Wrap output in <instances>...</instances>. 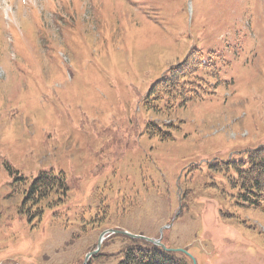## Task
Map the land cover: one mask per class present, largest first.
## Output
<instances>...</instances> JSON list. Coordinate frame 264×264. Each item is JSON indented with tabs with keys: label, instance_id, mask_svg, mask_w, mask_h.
Wrapping results in <instances>:
<instances>
[{
	"label": "rangeland",
	"instance_id": "1",
	"mask_svg": "<svg viewBox=\"0 0 264 264\" xmlns=\"http://www.w3.org/2000/svg\"><path fill=\"white\" fill-rule=\"evenodd\" d=\"M190 51L210 95L151 108ZM262 145L264 0H0V264H118L133 240L109 229L264 264V203L223 164ZM47 171L60 201L30 192Z\"/></svg>",
	"mask_w": 264,
	"mask_h": 264
},
{
	"label": "trees",
	"instance_id": "2",
	"mask_svg": "<svg viewBox=\"0 0 264 264\" xmlns=\"http://www.w3.org/2000/svg\"><path fill=\"white\" fill-rule=\"evenodd\" d=\"M199 67L214 69L213 64L204 61L201 54L194 55V52H189L183 61L171 67L165 76L149 87L145 97L146 104L152 108L154 101L163 100L167 104L170 100L179 99L176 105L180 106L183 101L194 102L202 100L204 95H210L203 86L209 79L198 73ZM148 125L156 128L162 138L168 137L169 133L164 129L165 126L157 127L152 123ZM217 163L209 167L215 168ZM223 164L225 170L232 173L228 172L226 178L230 185V190L226 192L228 197H234L239 206L261 210L264 203V145L249 150L243 157ZM55 176L50 172H40L34 179L30 192L40 199L50 197L51 194L58 195L57 201H60L59 195L62 190L65 191L66 186ZM132 240L121 251L123 258L118 264H189L184 254L168 252L150 243Z\"/></svg>",
	"mask_w": 264,
	"mask_h": 264
},
{
	"label": "water",
	"instance_id": "3",
	"mask_svg": "<svg viewBox=\"0 0 264 264\" xmlns=\"http://www.w3.org/2000/svg\"><path fill=\"white\" fill-rule=\"evenodd\" d=\"M109 234H122V235H125V236H128V237H131V238H134V239H142V240H145L146 242H149V243H152V244H155L157 246H161L163 249H165L164 246H162L160 244L159 241H153L151 239H147L145 237H142V236H133V235H130L126 232H122V231H116V230H106V231H103L100 236H99V239H98V244L101 245V242L104 240L105 236L109 235ZM173 251H177V252H182V253H185V254H188L185 250H182V249H178V250H173ZM97 251H94L93 253L90 254L91 255H94ZM189 257H191L189 254H188ZM192 258V257H191ZM193 260V259H192ZM193 264H195V261L193 260Z\"/></svg>",
	"mask_w": 264,
	"mask_h": 264
},
{
	"label": "flooded vegetation",
	"instance_id": "4",
	"mask_svg": "<svg viewBox=\"0 0 264 264\" xmlns=\"http://www.w3.org/2000/svg\"><path fill=\"white\" fill-rule=\"evenodd\" d=\"M251 258L256 259L253 255H251ZM245 262L250 263V259L249 260H246Z\"/></svg>",
	"mask_w": 264,
	"mask_h": 264
}]
</instances>
